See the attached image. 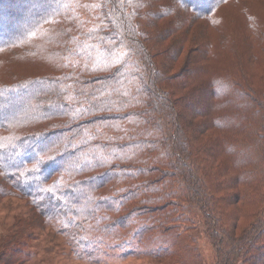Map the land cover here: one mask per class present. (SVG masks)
Here are the masks:
<instances>
[{
  "label": "trees",
  "instance_id": "trees-1",
  "mask_svg": "<svg viewBox=\"0 0 264 264\" xmlns=\"http://www.w3.org/2000/svg\"><path fill=\"white\" fill-rule=\"evenodd\" d=\"M229 2L0 0V51L47 52L54 70L0 83V130L33 127L0 146V195L26 196L85 256L101 250L94 232L132 214H149L134 217L138 237L176 226L158 207L170 194L190 225L205 205L214 264H264V90L236 71L208 75L205 23ZM141 53L161 61L151 68Z\"/></svg>",
  "mask_w": 264,
  "mask_h": 264
},
{
  "label": "rangeland",
  "instance_id": "rangeland-1",
  "mask_svg": "<svg viewBox=\"0 0 264 264\" xmlns=\"http://www.w3.org/2000/svg\"><path fill=\"white\" fill-rule=\"evenodd\" d=\"M232 1L216 11L214 15L217 22L213 23L214 25L205 23L206 27L203 26L211 43H214L211 50L213 56L207 58L210 68L208 75L236 71L245 82L264 90V0ZM2 24L0 21V27ZM192 32H196L195 27ZM52 39L56 40L55 35ZM36 44L43 48L46 45L43 38L37 39ZM18 49L0 51V83H11L20 78L54 71L52 59L47 52L28 51L30 54H26L23 49ZM185 49L194 52L196 47L192 43ZM16 51H22L23 54ZM187 51L180 55L171 72L178 70ZM141 54L151 68L155 66L154 61H161L160 56L147 55L145 58L143 53ZM208 75H203V81L209 79ZM48 123L45 122L41 126H47ZM31 128V124L20 126V123L16 122L9 129L0 130V146H12L17 140L14 136L32 134L33 132L29 131ZM34 133L40 134L38 131ZM35 145L40 146L39 140ZM9 152L8 149L6 153ZM3 186L9 187L7 183ZM165 198V204L158 205L161 206L160 214L163 212L164 219L161 220L167 221L168 218L170 221H179L176 226L171 228V223L166 222L163 223L164 228L157 227L144 234L141 230L138 237V225H134V217L138 218L137 224H148L149 214L147 211L139 213L142 219L140 216L133 217L132 214L121 229L119 227L108 232H94L96 239L100 240L101 250L82 256L75 250L70 237L67 238L55 224L40 222L31 209L28 198L11 188L7 194L0 195V258H6L16 264H195L198 260L194 255H197L201 258L199 264H214L216 242L207 236V228L203 223L202 212L206 210L205 205L202 210L199 204L192 206L196 223L190 225L188 220L178 215L182 208L179 209L175 204L180 200H172L170 194ZM181 205L186 207L188 204ZM126 207L130 212L138 209L132 202ZM107 222H110V219Z\"/></svg>",
  "mask_w": 264,
  "mask_h": 264
}]
</instances>
